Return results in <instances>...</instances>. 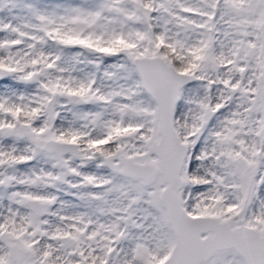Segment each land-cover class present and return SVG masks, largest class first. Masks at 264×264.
<instances>
[{"label": "snow or ice", "instance_id": "obj_1", "mask_svg": "<svg viewBox=\"0 0 264 264\" xmlns=\"http://www.w3.org/2000/svg\"><path fill=\"white\" fill-rule=\"evenodd\" d=\"M0 264H264V0H0Z\"/></svg>", "mask_w": 264, "mask_h": 264}]
</instances>
